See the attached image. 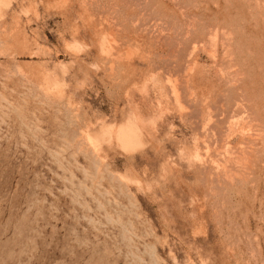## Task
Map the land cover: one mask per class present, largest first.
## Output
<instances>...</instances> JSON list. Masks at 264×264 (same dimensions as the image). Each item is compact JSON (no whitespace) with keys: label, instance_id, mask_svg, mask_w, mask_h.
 <instances>
[{"label":"rangeland","instance_id":"obj_1","mask_svg":"<svg viewBox=\"0 0 264 264\" xmlns=\"http://www.w3.org/2000/svg\"><path fill=\"white\" fill-rule=\"evenodd\" d=\"M0 264H264V0H0Z\"/></svg>","mask_w":264,"mask_h":264},{"label":"bare ground","instance_id":"obj_2","mask_svg":"<svg viewBox=\"0 0 264 264\" xmlns=\"http://www.w3.org/2000/svg\"><path fill=\"white\" fill-rule=\"evenodd\" d=\"M224 49H226V48H224ZM225 55V54H224ZM227 65V64H226ZM231 67V66H230ZM233 67V66H232ZM228 69V68H227ZM222 71V70H221ZM226 75V74H225ZM234 75V74H233ZM242 99V98H241ZM236 101V100H235ZM234 103V102H233ZM222 108V107H221ZM209 109V108H208ZM254 117V116H253ZM214 119V118H213ZM248 119V118H247ZM241 122V121H240ZM217 123V122H216ZM248 123V122H247ZM200 126H201V124H200ZM243 127V126H242ZM196 128V127H195ZM243 129V128H242ZM224 130V129H223ZM227 132V131H226ZM262 132V131H261ZM253 135V134H252ZM260 136V135H259ZM258 136V137H259ZM226 137V136H225ZM252 137V136H251ZM257 137V136H256ZM262 137V136H261ZM220 141V140H219ZM249 143H251L250 141H249ZM217 144V143H216ZM251 145V144H250ZM205 146V145H204ZM254 146V145H253ZM215 148V147H214ZM240 150V149H239ZM211 153V152H210ZM234 155V154H233ZM236 155V154H235ZM235 157V156H234ZM241 159H243L242 157H240ZM240 160V159H239ZM230 161V160H229ZM238 161V160H237ZM231 163V162H230ZM239 163V162H238ZM247 163V162H246ZM242 165V164H241ZM236 166V165H235ZM238 166V165H237ZM226 167H227V165H226ZM240 167V166H239ZM225 169H227V168H225ZM235 169H236V167H235ZM240 169V168H239ZM210 171V170H209ZM222 172V171H221ZM226 172V171H225ZM210 173V172H209ZM233 173V172H232ZM224 175V174H223ZM231 175V174H230ZM216 177V176H215ZM215 180V179H214Z\"/></svg>","mask_w":264,"mask_h":264}]
</instances>
